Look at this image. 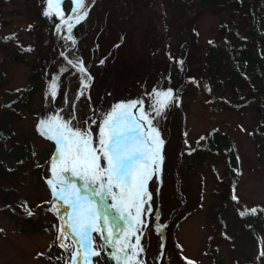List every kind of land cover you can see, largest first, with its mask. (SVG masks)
Instances as JSON below:
<instances>
[{
  "label": "rangeland",
  "instance_id": "1",
  "mask_svg": "<svg viewBox=\"0 0 264 264\" xmlns=\"http://www.w3.org/2000/svg\"><path fill=\"white\" fill-rule=\"evenodd\" d=\"M250 3L95 0L71 34L74 0H62L63 19L44 14L47 0H0V126L9 123L13 141L31 145L35 163L46 159L42 175L31 164L14 173L11 203L0 192V264H70L76 251L65 220L70 208L54 200L48 183L57 146L41 135V121L71 119L92 133L95 147L104 115L118 103L141 100L164 144L137 225L143 248L137 264H264V100L251 98L247 85L237 94L227 69H209L210 49L222 39L255 48ZM169 90L171 100L157 115L156 93ZM212 132L223 150L199 163L196 153ZM229 156L238 169L233 183ZM2 184L12 186V179L5 176ZM104 203L103 211L113 201ZM29 213L58 224L49 232H21L17 220ZM92 238L100 251L94 264H117L113 249H102L97 233Z\"/></svg>",
  "mask_w": 264,
  "mask_h": 264
},
{
  "label": "snow or ice",
  "instance_id": "2",
  "mask_svg": "<svg viewBox=\"0 0 264 264\" xmlns=\"http://www.w3.org/2000/svg\"><path fill=\"white\" fill-rule=\"evenodd\" d=\"M61 4L62 0H47L44 14H55L63 19L59 11ZM74 4L78 23L88 14L86 0H74ZM64 22L68 23V20ZM79 70L85 73L86 79H91L82 62ZM82 86L85 89L89 87L83 82ZM50 91L53 96L56 95L55 83ZM156 97L152 107L160 115L171 100L172 92L156 93ZM143 103L141 100L114 105L101 121L95 147L92 133L87 128L73 127L71 119L65 121L53 117L40 123L38 130L41 135L57 146L52 164L54 180L48 181L53 198L63 201L72 210L66 226L79 248L70 264H76L78 258L81 264H91L89 257L100 255V251L93 249V232L103 241L102 249H113L110 258H114L117 264H137V257L143 252L137 225L143 223L140 218L147 212L143 207L151 200L147 183L160 170L164 144L152 119L144 112ZM72 178L81 182L79 187L72 182ZM95 198L99 200L94 207ZM109 199L113 203L106 205L105 211H100L99 204ZM250 211L255 214L256 209ZM63 234L62 231L57 239H61ZM132 237H135L134 243Z\"/></svg>",
  "mask_w": 264,
  "mask_h": 264
},
{
  "label": "trees",
  "instance_id": "3",
  "mask_svg": "<svg viewBox=\"0 0 264 264\" xmlns=\"http://www.w3.org/2000/svg\"><path fill=\"white\" fill-rule=\"evenodd\" d=\"M219 5L236 3L238 0H212ZM247 2V0H246ZM246 9L248 10V30L251 40L255 46V50L249 44L234 45L228 39H222L218 44L212 46L209 52V69L214 68L216 71L227 69V78L230 86L235 88L237 94H241L243 85L251 87V98L264 100V47L260 46V42L264 40V0H260L259 4L254 5V0H248ZM68 6L72 5L70 2ZM252 46V45H251ZM36 78V77H34ZM260 112L264 116V104L260 103ZM9 123L0 126V192H2L5 203H11L10 198L16 195L17 185L13 182L14 173L24 165L31 164L32 169H38L39 175H42L45 166V160L35 163L33 149L30 144L17 143L13 141V133ZM217 132H212L206 138V146L202 152L196 153L199 163H203L206 158L212 159L216 154H220L223 150L221 139L216 136ZM10 144V145H8ZM229 179L236 181L237 168L235 162L229 156ZM12 179V186H4L2 184L4 177ZM42 216V214L39 213ZM254 215V214H253ZM11 216V214H10ZM248 214H244L247 218ZM57 223L53 224L44 222L42 217L36 214L17 220L21 232H45L51 231Z\"/></svg>",
  "mask_w": 264,
  "mask_h": 264
},
{
  "label": "bare ground",
  "instance_id": "4",
  "mask_svg": "<svg viewBox=\"0 0 264 264\" xmlns=\"http://www.w3.org/2000/svg\"><path fill=\"white\" fill-rule=\"evenodd\" d=\"M72 181H73V183H74L77 187H79V185H80V183H81L80 181H77L75 178H73ZM104 202H105V201H104ZM104 202L101 204L102 207L105 205ZM76 246H77V250H78L79 245H78L77 243H76ZM77 250H76V252H77Z\"/></svg>",
  "mask_w": 264,
  "mask_h": 264
},
{
  "label": "water",
  "instance_id": "5",
  "mask_svg": "<svg viewBox=\"0 0 264 264\" xmlns=\"http://www.w3.org/2000/svg\"><path fill=\"white\" fill-rule=\"evenodd\" d=\"M87 11H89V7L87 8Z\"/></svg>",
  "mask_w": 264,
  "mask_h": 264
}]
</instances>
